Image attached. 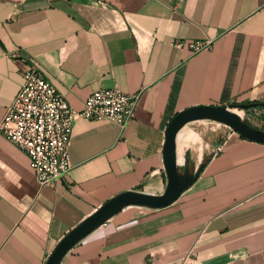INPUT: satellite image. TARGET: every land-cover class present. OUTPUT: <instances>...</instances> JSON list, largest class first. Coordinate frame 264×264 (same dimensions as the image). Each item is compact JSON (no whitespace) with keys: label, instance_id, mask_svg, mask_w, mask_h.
I'll return each instance as SVG.
<instances>
[{"label":"crops","instance_id":"obj_1","mask_svg":"<svg viewBox=\"0 0 264 264\" xmlns=\"http://www.w3.org/2000/svg\"><path fill=\"white\" fill-rule=\"evenodd\" d=\"M193 42L209 48L194 53ZM34 61L76 110L114 86L140 100L124 131L78 119L72 171L52 186L0 132V264H46L113 197L162 194L166 132L181 111L264 103V0H0V123ZM187 125L180 154L186 146L198 168L205 153ZM221 143L176 202L126 208L62 264H184L191 250L195 264H264V143L235 132Z\"/></svg>","mask_w":264,"mask_h":264},{"label":"built area","instance_id":"obj_2","mask_svg":"<svg viewBox=\"0 0 264 264\" xmlns=\"http://www.w3.org/2000/svg\"><path fill=\"white\" fill-rule=\"evenodd\" d=\"M176 44L184 45L181 41ZM190 47L198 53L209 44L193 42ZM23 77V86L7 107L0 132L29 156L41 187L56 185L72 171L70 145L78 119L109 121L124 131L135 118L140 94L125 93L118 86L100 89L86 99L82 110H76L37 62L28 65ZM222 147L220 143L217 150ZM183 262H197L193 250Z\"/></svg>","mask_w":264,"mask_h":264},{"label":"water","instance_id":"obj_3","mask_svg":"<svg viewBox=\"0 0 264 264\" xmlns=\"http://www.w3.org/2000/svg\"><path fill=\"white\" fill-rule=\"evenodd\" d=\"M258 106V103L202 105L178 113L169 123L166 132L164 165L167 183L164 192L162 194H153L141 190H131L113 197L66 234L49 256L46 264H62L67 254L78 243L130 206L163 209L176 202L198 180L205 167V164H202L200 169L192 170L189 157L186 158L183 172L178 165L177 138L179 132L188 123L205 119L216 120L228 125L241 137L264 143V130L250 125L232 111L235 107L246 110Z\"/></svg>","mask_w":264,"mask_h":264},{"label":"rangeland","instance_id":"obj_4","mask_svg":"<svg viewBox=\"0 0 264 264\" xmlns=\"http://www.w3.org/2000/svg\"><path fill=\"white\" fill-rule=\"evenodd\" d=\"M237 109L239 110H236V113L244 121L248 122L250 125L254 127L264 130V109L263 108L258 106V107L246 109V110H243L241 108H237ZM203 122H207V123L204 124ZM187 126H189L192 129V131L195 132L199 136V139L201 140L199 144H201L203 151L205 153L204 158L202 160L203 164H206L207 162H209L210 158L216 152L218 145L221 142H224L230 133H234V131L228 125L220 123V122H216L213 120L194 121V122H190ZM177 147L179 150L178 154L180 156L179 166L182 172H183V168L185 164L184 162L185 157L190 158V162H191L190 167L192 170L200 169L201 165L198 168H196L195 164L191 161V152L188 151L189 149H187L186 146H185L182 157L180 154V151L182 149V144L179 143ZM194 149H197V148H194V147L192 148L193 154H195Z\"/></svg>","mask_w":264,"mask_h":264},{"label":"bare ground","instance_id":"obj_5","mask_svg":"<svg viewBox=\"0 0 264 264\" xmlns=\"http://www.w3.org/2000/svg\"><path fill=\"white\" fill-rule=\"evenodd\" d=\"M236 110H239V109L234 108L232 111L236 113ZM205 120H211V119H205ZM213 121H216V120H213ZM216 122H219V121H216ZM220 123H222V122H220ZM188 124H189V123H188ZM223 124H225V123H223ZM184 128H185V127H184ZM184 128H183V129H184ZM183 129H182V130H183ZM182 130H181V131H182ZM181 131L179 132V134L181 133ZM179 134H178V137H179ZM177 144H178V138H177ZM177 154H178V147H177ZM186 158H187V157H185L184 162H186ZM178 165H179V154H178ZM179 167H180V166H179Z\"/></svg>","mask_w":264,"mask_h":264},{"label":"trees","instance_id":"obj_6","mask_svg":"<svg viewBox=\"0 0 264 264\" xmlns=\"http://www.w3.org/2000/svg\"><path fill=\"white\" fill-rule=\"evenodd\" d=\"M259 104V107L263 108L264 109V103H258ZM248 123V122H247ZM244 138V137H243Z\"/></svg>","mask_w":264,"mask_h":264}]
</instances>
